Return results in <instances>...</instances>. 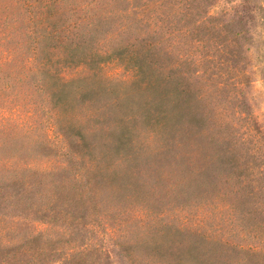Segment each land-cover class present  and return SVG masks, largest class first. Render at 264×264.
I'll use <instances>...</instances> for the list:
<instances>
[{
	"label": "trees",
	"instance_id": "16d2710c",
	"mask_svg": "<svg viewBox=\"0 0 264 264\" xmlns=\"http://www.w3.org/2000/svg\"><path fill=\"white\" fill-rule=\"evenodd\" d=\"M257 76L264 0H0V264H264Z\"/></svg>",
	"mask_w": 264,
	"mask_h": 264
},
{
	"label": "rangeland",
	"instance_id": "374dc122",
	"mask_svg": "<svg viewBox=\"0 0 264 264\" xmlns=\"http://www.w3.org/2000/svg\"><path fill=\"white\" fill-rule=\"evenodd\" d=\"M90 69L84 67V66H68V67H63V69L61 70L62 75L64 76V78L66 79H70L72 77H76V76H80L86 73H89ZM100 75L102 76H107L109 78H114V79H122V80H129L132 79L133 77V72L127 68L122 62H120L119 60L116 59H112L110 61H108L106 64H104L100 70H99ZM258 81L255 82V85L250 87L247 92L248 96H250V92L253 93L256 96V99L254 100H250V104H252V113L254 114V117L258 120L259 124H261L264 128V79H261V76H257ZM15 121L13 120H8L2 123V126L5 129H9V128H15ZM238 129V128H237ZM230 131V129H229ZM255 135L258 136L259 134H257V132L254 131V133L252 134V136L250 138H255ZM235 137V136H234ZM211 138V137H208ZM38 165L42 166L45 165V162H39L37 163ZM140 202H131V204L127 205V208H133L135 206H137ZM199 204V203H198ZM198 204H193V205H189V204H185V206L183 207V210L180 211H176L178 212L177 214H173L170 213L169 216L163 218L164 220H159V221H167V220H171L174 221L176 223H180L183 221L186 222H203V227H204V232L205 231H209L212 232V229H216L217 227H219L218 225L221 224L224 220V215L223 219L221 220V216L220 214H211L207 212V207L204 206H198ZM187 205H189V209H187ZM212 206V205H211ZM213 207V206H212ZM121 217V215H120ZM130 217V215H125L123 218L124 219H128ZM148 219L150 221H154L156 220L155 218L151 217ZM225 229L222 232L225 233H229V234H237L238 233V224L235 225L234 230H232L231 225L226 224L224 225ZM221 231V230H219ZM244 233H246L245 230H243ZM248 233L250 231H247ZM216 234V233H214ZM219 234L221 235V232H219ZM243 234V232H240L239 235L241 236ZM232 238V237H231ZM234 239L237 238L238 240V236L233 237ZM247 242L251 243V239L250 237H248ZM151 255H155L158 257H167L161 254H151ZM151 255L148 253V259L151 258ZM115 259L117 260L118 264H130V262L127 260V257L125 256V254H121L120 250L116 249L115 253H114ZM169 257V256H168ZM150 260V259H149ZM148 264V263H147Z\"/></svg>",
	"mask_w": 264,
	"mask_h": 264
}]
</instances>
